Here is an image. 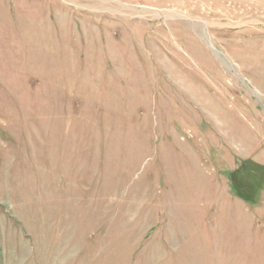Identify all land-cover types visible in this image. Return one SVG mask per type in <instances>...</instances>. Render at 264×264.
<instances>
[{"label":"rangeland","instance_id":"obj_1","mask_svg":"<svg viewBox=\"0 0 264 264\" xmlns=\"http://www.w3.org/2000/svg\"><path fill=\"white\" fill-rule=\"evenodd\" d=\"M0 264H264V0H0Z\"/></svg>","mask_w":264,"mask_h":264},{"label":"bare ground","instance_id":"obj_2","mask_svg":"<svg viewBox=\"0 0 264 264\" xmlns=\"http://www.w3.org/2000/svg\"><path fill=\"white\" fill-rule=\"evenodd\" d=\"M168 15H170V14H167L166 15V17L168 16ZM174 15V14H173ZM175 16H177V15H175ZM181 16V15H180ZM165 17V16H164ZM205 37H206V39L208 40V42L210 43V45L212 46V48H213V50L216 52V54L221 58V52L220 51H218V50H216L214 47H213V45H212V42H211V39H210V37L207 35V33L205 34ZM225 64H226V66H228L230 69H232L234 72H236L235 70H236V68H235V66H232L233 64L232 63H230L229 61H227L226 59H225ZM238 72V71H237ZM237 72H236V74H237Z\"/></svg>","mask_w":264,"mask_h":264}]
</instances>
